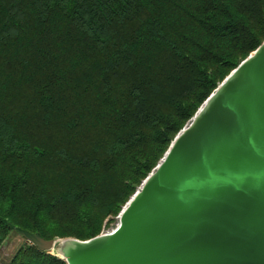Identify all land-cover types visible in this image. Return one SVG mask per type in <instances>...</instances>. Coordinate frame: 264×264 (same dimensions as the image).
Returning <instances> with one entry per match:
<instances>
[{
    "label": "trees",
    "instance_id": "obj_1",
    "mask_svg": "<svg viewBox=\"0 0 264 264\" xmlns=\"http://www.w3.org/2000/svg\"><path fill=\"white\" fill-rule=\"evenodd\" d=\"M263 40L264 0H0V248L99 234Z\"/></svg>",
    "mask_w": 264,
    "mask_h": 264
},
{
    "label": "water",
    "instance_id": "obj_2",
    "mask_svg": "<svg viewBox=\"0 0 264 264\" xmlns=\"http://www.w3.org/2000/svg\"><path fill=\"white\" fill-rule=\"evenodd\" d=\"M110 232L28 243L66 264H264V40L210 93Z\"/></svg>",
    "mask_w": 264,
    "mask_h": 264
},
{
    "label": "rangeland",
    "instance_id": "obj_3",
    "mask_svg": "<svg viewBox=\"0 0 264 264\" xmlns=\"http://www.w3.org/2000/svg\"><path fill=\"white\" fill-rule=\"evenodd\" d=\"M118 224V218L115 216V218L110 221V223L103 228L101 232H110L113 230ZM26 240L15 233H11L9 236V240L6 241V243L0 248V262H3L2 259L4 260L7 257V254L14 249L15 246L18 244L24 243Z\"/></svg>",
    "mask_w": 264,
    "mask_h": 264
},
{
    "label": "built area",
    "instance_id": "obj_4",
    "mask_svg": "<svg viewBox=\"0 0 264 264\" xmlns=\"http://www.w3.org/2000/svg\"><path fill=\"white\" fill-rule=\"evenodd\" d=\"M0 264H4L3 262H0Z\"/></svg>",
    "mask_w": 264,
    "mask_h": 264
}]
</instances>
